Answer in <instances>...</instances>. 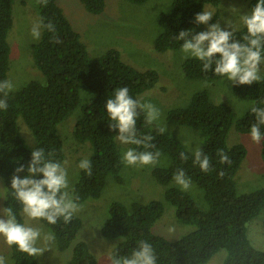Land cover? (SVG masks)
<instances>
[{
  "label": "trees",
  "instance_id": "16d2710c",
  "mask_svg": "<svg viewBox=\"0 0 264 264\" xmlns=\"http://www.w3.org/2000/svg\"><path fill=\"white\" fill-rule=\"evenodd\" d=\"M128 1L141 4L148 0ZM219 1L171 0L170 7L159 14L161 29L153 41V49L158 52L180 49L183 41L176 40L175 36L181 30L197 33L200 24L195 23V14L202 12L205 4L216 6ZM35 2L38 20L43 18L45 23H54L55 35L60 42H54L53 33L42 30L41 38L31 45L32 60L41 78L30 79L11 92L7 111L0 110V186L2 196L8 197L2 199L1 204L11 206L17 213L20 206L12 198L10 189L15 168L27 165L31 151L37 147L46 152L54 150L55 159L63 162L65 153L59 124L73 111L76 118L72 134L79 143L90 145L87 159L92 163V174L89 176L79 169L71 185V195L82 203L99 198L109 177L122 183V160L115 140L118 129L109 128L111 121L107 116L106 101L117 87L127 86L129 94L139 98V94L151 90L159 81L155 68H135L122 59L116 47L92 57L57 0H48L46 6ZM79 2L87 12L96 15L101 14L106 5V0ZM256 2L248 0L250 10ZM12 3L13 0H0V80L7 79L9 68L7 33L13 23ZM218 14L214 12L212 22ZM245 32L243 26L236 29L234 38L242 40ZM181 69L189 79L213 81L222 78L213 71H203L202 62L194 58H185ZM231 85L239 99L251 101L250 107L239 117L230 105L211 101L206 90L194 92L186 105L168 109L165 114L168 122L198 131V147L209 156L212 165V170L207 173L193 163L192 151L179 139L166 132L161 134L157 126L146 124L143 113L137 118V135H152L155 147L149 150L159 151L169 158L168 165L150 170L155 181L164 186V201L173 207L179 222L195 228L175 240L167 239L152 231L154 222L163 213V201L124 204L113 200L100 227L104 238L117 240L111 255L117 251L120 255H130L138 242L145 240L152 245L157 264H205L220 248L226 250L220 264H264V251L255 248L246 234L247 222L264 208V186L250 192L236 191L234 176L247 149L243 143L227 144L231 127L249 134L250 126L255 122L251 106H264V80L251 85ZM81 91L89 95L84 103H80ZM22 124L33 138L32 146L25 143ZM261 131L264 133V126ZM218 149L225 151L231 163H220ZM138 150L145 149L141 146ZM181 152L188 155L187 160H181ZM260 157L264 163V140L260 142ZM177 169H183L191 182L203 191L207 209H202L187 191L169 185ZM27 174L26 168L19 173L21 177ZM18 219L24 222L19 215ZM40 222L54 233L56 251L70 249L69 264H96L87 243L76 240L82 224L78 215L75 214L67 224L62 218L55 225ZM8 249L12 264H40L37 256H27L15 246Z\"/></svg>",
  "mask_w": 264,
  "mask_h": 264
},
{
  "label": "rangeland",
  "instance_id": "374dc122",
  "mask_svg": "<svg viewBox=\"0 0 264 264\" xmlns=\"http://www.w3.org/2000/svg\"><path fill=\"white\" fill-rule=\"evenodd\" d=\"M57 2L73 28L79 32L92 57L99 56L110 47H116L122 59L135 68H155L158 71L159 81L156 86L139 94V98L145 102H151L160 109V119L153 125L167 127L166 133L179 139L188 150L192 151L198 147L199 133L196 129L168 122L165 119L168 109L186 105L191 95L199 90H206L213 102L230 105L237 117L250 107L251 101L239 99L234 94L232 82L227 78L222 77L213 81L187 78L181 69V62L185 58H182L180 49H169L163 52L153 49V41L161 29L158 23L159 14L170 7L171 0H148L141 4L128 0H106L105 9L99 15L87 12L79 0H57ZM203 10L212 11L213 15L215 11L219 13L214 22L211 19L209 23H219L222 28H227L226 21H230L235 30L243 26L240 15L250 11L248 0H220L216 6L205 4ZM12 19V26L7 33L9 44L7 79L16 85V90L30 79L41 78L31 55V45L36 40L32 38L30 29L35 22L39 21L35 0H13ZM206 28V25L200 24L197 33ZM261 71L264 73V65L261 66ZM88 97L85 91H81L80 103L86 102ZM65 118L59 124V135L63 142L65 153L63 162H66L68 170L71 194V185L79 171L77 165L80 160L88 158L90 145L85 142L79 143L73 137L72 127L76 113L73 111ZM21 132L25 143L32 146L33 138L23 124ZM116 143L122 157L123 152L130 145H122L117 140ZM234 143H243L247 149L246 156L234 176L236 191L250 192L264 186V163L260 157V143H253L249 134L238 132L231 127L227 135V144ZM159 153L161 154L160 163L156 166L133 167L126 166L122 162V183H117L109 177L99 198L79 203L81 210L76 215L81 218L82 224L76 240H84L87 243L95 256L96 264H111L109 257L117 240L104 238L100 233V227L107 216L108 205L113 200L124 204H129L131 201L143 203L150 200L163 201V213L154 222L152 231L167 239L175 240L195 228L194 225L181 223L175 218L173 207L164 201V186L157 183L150 174L153 167H164L169 163V158ZM169 185L179 188L174 181H171ZM191 185L187 192L202 209H207L203 191L193 182ZM1 188L2 186H0V196H2ZM1 200L2 198H0V204ZM263 220L264 208L246 224L249 241L255 248L262 251H264ZM31 223L33 226L41 227L44 232H49L40 221ZM0 255L5 256L7 264H12L8 246L2 238H0ZM225 255L226 250L220 248L205 264H220ZM37 257L40 264H69L70 249L58 252L52 242L50 247Z\"/></svg>",
  "mask_w": 264,
  "mask_h": 264
},
{
  "label": "clouds",
  "instance_id": "9594fccd",
  "mask_svg": "<svg viewBox=\"0 0 264 264\" xmlns=\"http://www.w3.org/2000/svg\"><path fill=\"white\" fill-rule=\"evenodd\" d=\"M47 5L48 0H37ZM213 12L203 10L196 13L194 21L207 26L206 30L198 33L181 30L175 39L183 41L180 45L182 58H194L202 62V70L213 71L215 75L227 78L234 85H251L253 82L264 80L261 66L264 65V0H257L252 9L240 15V22L246 29L242 40L235 39V28L226 21L227 28L219 23H209ZM53 33L54 42H60L56 36V26L51 21L44 22L43 18L35 22L31 29L34 40L41 38L42 30ZM231 29V30H229ZM16 88L9 79L0 80V110L7 111L8 97ZM107 116L111 123L110 129H118L116 140L122 145H135L123 152L122 162L126 166L144 167L156 166L160 163V153L150 151L155 145L152 135H137V118L143 113L146 124L152 125L159 121L161 112L151 102L142 98H133L127 86L117 87L113 95L106 101ZM255 122L250 126L249 135L253 143L259 144L264 140L261 127L264 126V106L253 105L250 108ZM157 131L163 134L167 127L157 125ZM143 151H139V147ZM193 163L202 172L212 170L210 158L199 147L192 149ZM220 163H231L223 149L217 150ZM181 160H187L185 152L180 153ZM78 168L87 175L92 174V163L82 159ZM27 171L21 177L19 173ZM42 174V177H41ZM174 184L182 191L191 188V180L183 169H177L172 177ZM11 196L19 204V213L11 206L0 204V238L9 247L15 246L19 252L30 257L41 255L55 240L52 232H44L41 227L33 226L32 221H46L50 225L57 224L63 219L64 223L71 222L74 215L81 210L78 197L70 194V182L66 162L55 159V152H46L44 148L31 151L27 165L15 168L11 177ZM7 199V195L0 196ZM18 215L24 222L18 219ZM111 264H157V257L152 245L140 240L130 255H120L114 252L109 257ZM0 264H7L4 255H0Z\"/></svg>",
  "mask_w": 264,
  "mask_h": 264
}]
</instances>
